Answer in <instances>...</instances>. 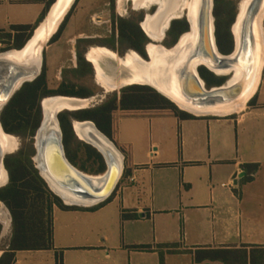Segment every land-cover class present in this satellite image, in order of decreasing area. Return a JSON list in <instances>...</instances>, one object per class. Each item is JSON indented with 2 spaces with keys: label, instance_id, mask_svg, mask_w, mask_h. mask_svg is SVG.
Masks as SVG:
<instances>
[{
  "label": "crops",
  "instance_id": "obj_1",
  "mask_svg": "<svg viewBox=\"0 0 264 264\" xmlns=\"http://www.w3.org/2000/svg\"><path fill=\"white\" fill-rule=\"evenodd\" d=\"M46 2L0 0V31L15 33L13 26L34 31ZM44 62L43 56L46 69ZM250 100L234 113L193 114L188 119L117 110L115 144L128 146L129 154L122 152L127 173H122L111 200L93 209L96 205H53L51 247L16 250L12 264H160L159 251L164 252V264H226L209 258L206 250L249 253L264 248V68ZM137 118L151 136L146 146L137 137ZM124 119L129 128L122 136L119 124ZM167 139L168 147L161 151ZM166 165L173 171L167 179L156 174L157 167ZM138 173L148 174L142 189L150 195L148 202L138 196ZM242 182L249 188L240 189ZM136 194L134 201L130 196ZM131 214L136 217H124ZM8 248L9 243L0 256Z\"/></svg>",
  "mask_w": 264,
  "mask_h": 264
},
{
  "label": "trees",
  "instance_id": "obj_2",
  "mask_svg": "<svg viewBox=\"0 0 264 264\" xmlns=\"http://www.w3.org/2000/svg\"><path fill=\"white\" fill-rule=\"evenodd\" d=\"M54 0H47L46 7L40 20L46 15ZM68 15L64 18L52 41L56 40L64 27ZM119 31L122 39L134 48L140 55L146 57L144 45L149 42L147 36L138 25L120 20ZM185 21H173L168 34L173 35L172 43H175L179 35L187 29ZM34 27L13 26L15 34H7L9 40L13 37L14 48H20L31 36ZM217 44L221 51L228 52L232 45L231 35L228 30L222 32L220 24H216ZM79 68L89 69L90 64L78 54ZM77 71V69H74ZM200 75L207 86L220 84V79L200 68ZM84 95L73 92L62 83L58 88L48 87L46 69L32 81L22 84L14 93L0 113V122L6 133L20 137L32 138L41 121V99L47 96ZM251 100L249 101V103ZM119 110L123 115H146V114H174L182 119L195 118L191 113L179 109L173 102L147 85H130L121 93L119 99L113 96L106 102L86 109L77 111H62L58 114V120L63 134V144L68 160L78 166L80 170L87 171L86 162L91 161L95 168L89 171L93 174H101L106 166L101 154L89 144L76 140L71 122L72 120H90L111 141L116 143V112ZM72 143L75 146L72 147ZM84 156H79L80 149ZM120 151L129 154L128 146H121ZM30 151L20 149L14 154H8L4 158V165L8 171V183L0 187V202L4 204L11 217V237L9 248L0 256V264H12L13 252L16 250H37L51 247V213L53 205L65 209V205L47 186L44 179L39 175L30 157ZM126 163L128 160H125ZM254 169L256 165H253ZM252 170V171H253ZM88 171V172H89ZM127 172L124 170L123 174ZM249 175V174H247ZM249 180V176H246ZM113 194L104 202L92 207H100L111 200ZM124 217H136L131 214ZM2 226L0 224V232ZM163 247V246H162ZM174 247V246H170ZM170 251V250H169ZM178 251V250H177ZM209 258L218 259L226 264H264V248L255 251L246 249H212L206 250ZM160 264H164V252L159 251Z\"/></svg>",
  "mask_w": 264,
  "mask_h": 264
},
{
  "label": "water",
  "instance_id": "obj_3",
  "mask_svg": "<svg viewBox=\"0 0 264 264\" xmlns=\"http://www.w3.org/2000/svg\"><path fill=\"white\" fill-rule=\"evenodd\" d=\"M56 1L54 0V2ZM263 5L264 0H249L241 16H239L240 13H237L232 25L233 28H231L234 38L233 50L228 54H222L218 50L215 38V25L212 14L213 0H199L193 20L187 17L189 30H192L193 27L195 29V41L188 47L186 46L184 50L181 47L178 48L180 50L173 54L169 60H164L163 63L157 64L158 77L162 76L165 81L173 79L174 85H176L181 96L186 101L198 106L227 104L241 98L254 82L257 74L259 40L256 21ZM182 35L179 36L170 49H175L178 46ZM147 38L151 40L150 37L147 36ZM148 43L144 45L146 57L138 53L143 59L147 58L145 60L150 59L147 52ZM42 64L43 49L34 53V56H28L22 61L0 55V112L2 107L24 82L32 81L40 75ZM200 65H209L213 69L226 71V74H222L226 78L224 84L207 87L197 70ZM236 74H238L236 80L229 83V80L235 77ZM162 82L165 83L164 81ZM147 86L166 97L157 88L151 85ZM57 96L75 97L67 95ZM166 98L169 99L168 97ZM42 101L43 99L40 102L41 121L34 135V156L38 159V164H34V166L38 170L39 175L44 179L48 188L62 201V196L57 194L51 185L80 201L88 203L81 204V202H77L71 205L93 206L104 202L112 195L122 176L124 155L116 147V144L96 127L94 122L90 120H72L73 132L79 140L81 138L78 137L74 128V121L81 123L90 122L94 126L97 133L88 132L92 137L89 140L81 141L95 148L103 157L106 166L102 178H97L98 176H92L81 171L66 156L63 134L58 120L60 112L80 109H63L46 115ZM48 115L53 120H50L51 118ZM47 118H49V121H47ZM9 135L12 134L6 133L0 122V174L2 170L6 174V182L3 186L9 180L8 171L4 165V158L6 155L13 153L7 151L6 136ZM0 205L4 206L1 202Z\"/></svg>",
  "mask_w": 264,
  "mask_h": 264
},
{
  "label": "rangeland",
  "instance_id": "obj_4",
  "mask_svg": "<svg viewBox=\"0 0 264 264\" xmlns=\"http://www.w3.org/2000/svg\"><path fill=\"white\" fill-rule=\"evenodd\" d=\"M240 1L241 0L213 1V17L215 20V25L219 23L220 30L222 32H225L226 30L229 31L230 25L235 15L237 14L238 4ZM68 13V19L60 32V41L52 45V47H50L51 42H47L44 45L43 55L45 58L44 64L46 67V79L48 87L55 89L63 83L65 87L73 90V92L86 94L88 96L87 98L92 99V101H90L91 103L89 102L88 104V108L98 106L106 102L113 96H116L117 99H119L122 91L126 89V87L121 86L117 87L114 91L105 92V90L95 82L94 68L90 62L87 61L90 64L89 69L79 68L78 71L74 70V68L77 66V57L78 54L82 57H86L88 49L94 46L107 47L115 52L117 51L116 53L119 56H123L129 50H134V48H132L126 40L121 38L118 25L120 20H124L126 22L136 24L140 28V21H142V18L145 15L146 11L134 10L130 2H125L120 8H118L117 0H75L69 11L67 12V15ZM177 20L186 22L185 15H182V17L178 18ZM62 22L60 23V25L62 24ZM262 26L264 29V18ZM7 34H11V36H13L15 33H11L10 29L0 31V51L14 49L15 42L13 40V37L9 40ZM173 39V35H167L161 42H159V44L166 48H169ZM149 42H151V40H149ZM110 64L116 67L120 74H125L123 69H121L119 65H117V63L110 62ZM141 120L143 119H134V122H136L135 127L138 128V133H136L138 134L137 137L141 144L146 146L149 143L151 136L149 135L148 130H142L145 129V126H142ZM127 122L128 121L124 119L119 124L122 136L125 135L126 131L129 128ZM248 122L245 124L246 126L248 125ZM230 133L232 137L233 148L235 151L236 130L235 125L233 124ZM13 136L16 137L17 147L12 154L16 153L22 148L26 149L27 151H30V157L33 164H35L33 160V157L35 155L34 136H32V138H23L17 135ZM238 136L240 138L241 133ZM75 139L79 140L77 137ZM167 141L168 139L162 143L160 149L161 151L165 149V146L166 148L168 147V145H165L169 143ZM73 146H75L74 143H72V147ZM116 147L119 149L117 145ZM83 154L84 152L81 148L79 151V156L83 158ZM86 166L88 170L81 171L87 174H93L89 170L95 168V165L92 164L91 161H88L86 162ZM77 168L80 169L78 166ZM156 174H159L163 178L167 179L168 176L173 175V171H171L170 167L166 165L164 167H157ZM147 177V173H138V183L141 187V190L144 187L146 188L144 182ZM238 187L244 190L249 188L246 182H242V184H240V186ZM125 195L128 196L127 193ZM138 196L140 197V199L148 202V197L150 195L146 190L145 192H143L142 190L138 194ZM136 197L137 194L135 196H130V198L134 201H136ZM159 218L172 220V217H169L167 215H161L159 216ZM8 223V234L2 235V237L0 238V251H2L8 245L11 237L10 222Z\"/></svg>",
  "mask_w": 264,
  "mask_h": 264
},
{
  "label": "bare ground",
  "instance_id": "obj_5",
  "mask_svg": "<svg viewBox=\"0 0 264 264\" xmlns=\"http://www.w3.org/2000/svg\"><path fill=\"white\" fill-rule=\"evenodd\" d=\"M152 1V0H148ZM199 0H190V3L188 4V0H163V3H161L160 13L162 14V17L160 15L159 19L160 21H163L165 17H177L179 18L182 13L185 12L186 7L188 6L187 11V17L190 20H193L194 14L196 11V7L198 5ZM249 0H241L238 4V13L239 16H241L247 2ZM74 0H57L52 4L50 11L48 14H46L45 18L38 24V26L35 28L33 35L29 40L26 42V44L18 51H7L4 53H1V56H7L10 58H13L18 61H22L26 59L28 56H34V53L37 51H40L44 48L45 43L49 40L51 35L57 30L58 26L60 25L61 21L63 20L64 16L69 11L70 7L72 6ZM176 4V5H175ZM175 5V8L173 6ZM169 9H172L173 14H167V11ZM157 14V15H158ZM173 15V16H172ZM159 16V15H158ZM156 18H158L156 16ZM264 18V5L261 9V11L258 14L257 21H256V29H257V35L259 40V56H258V65H257V74L255 77L254 82L251 84V86L244 92L243 96L239 98L238 100L227 103V104H217L213 106H198L193 103H190L186 101L181 94L179 93V90L177 89L176 85H174V80H164L161 77H158V69L156 68L157 64L163 63V61H167L173 56V54H176L177 51L183 48V50L191 45L196 38V33L194 27L192 30H189L185 32L178 43V46L175 49H165L162 46H151L148 47V54L150 56V59L144 60L138 56H128L124 61H117L110 59H103L102 68L108 73V75L112 78L119 79L118 83L113 86V89L117 87H124V86H130L134 84L139 85H151L155 88H157L162 94H164L166 97H168L179 109L184 110L186 112H189L191 114L195 115H202V114H214V115H224V114H230L237 112L245 107V105L248 103V101L255 95L258 86L260 84V78L261 74L264 68V29L262 26ZM152 18L149 17L147 19V24L145 25L146 29H150L154 22H151ZM167 25V21H165V26ZM151 26V27H150ZM233 28V27H232ZM165 35V32H164ZM110 62L117 63L121 69L125 72V74H120L118 69L110 64ZM100 64V65H101ZM159 66V65H158ZM210 70H212L216 74H226V71H219L217 69L211 68L209 65H205ZM238 74L235 75L232 79L229 80V83L236 80ZM161 78V79H159ZM164 81L165 83H163ZM92 101L91 98H76V97H66V96H47L43 98L42 104L45 110L46 115L52 114L54 111H59L63 109H85L88 108L89 102ZM91 103V102H90ZM50 120H53V118L48 115ZM47 116V117H48ZM47 118V121H49ZM45 121V122H47ZM74 128L78 134V137L81 138V140H89L92 136L88 132H95L94 126L90 122L81 123L79 121H74ZM100 136V135H98ZM7 140V151L8 152H14L17 147V142L15 139V136L9 135L6 136ZM120 157H122L121 154H119ZM34 163L38 164V159L36 156L33 157ZM90 174V173H89ZM101 174H90L92 176H98L97 178H102ZM6 182V174L2 170L0 174V186H3ZM53 190L62 196L63 201L67 205H71L77 202H81V204H88L84 201H80L79 199L74 198L73 196L69 195L66 192H63L56 188L55 186L51 185ZM60 199V198H59ZM62 201V200H61ZM3 205H0V219L4 223L1 237L2 235L8 234L9 232V223L10 222V216L5 209ZM9 219H8V216ZM11 227V223H10Z\"/></svg>",
  "mask_w": 264,
  "mask_h": 264
},
{
  "label": "flooded vegetation",
  "instance_id": "obj_6",
  "mask_svg": "<svg viewBox=\"0 0 264 264\" xmlns=\"http://www.w3.org/2000/svg\"><path fill=\"white\" fill-rule=\"evenodd\" d=\"M214 1V0H213ZM125 2H130L131 5H132V8L134 10H141V11H146L145 15L143 16L142 18V21H140V28L141 30L143 31V33L145 35H147L148 37H150L151 39V42L148 43L147 45V50H148V47H151V46H162L161 44H159V42H161L163 40V38L165 36H170L168 34V31H169V28H170V25L173 21H176L178 18L177 17H170V18H167L165 17V19L163 21H160L159 17L161 15L162 17V14H158L160 13V8H161V3H163V0H152V1H148V0H117V6L118 8H120ZM190 3V0H188V4ZM176 5V4H175ZM175 5L173 6V8H175ZM156 11V12H155ZM187 11H188V6L186 7L185 9V14L182 13V15H185V19H186V22H187V29L182 32L180 35L184 34L185 32L189 31V24H188V21H187ZM172 9H169L167 11V14H173L172 13ZM237 13H238V9H237ZM159 16H158V15ZM212 14H213V8H212ZM182 15L180 17H182ZM237 15V14H236ZM236 15L230 25V28H229V33L231 35V40H232V45H231V48L228 52H223L219 49L218 47V44H217V37H216V25H215V20H214V25H215V38H216V44H217V47H218V50L220 51V53L222 54H228L230 53L232 50H233V47H234V38L232 36V33H231V28H232V25L235 21V18H236ZM156 16L158 18H156ZM173 16V15H172ZM151 17L152 18V21L151 22H154L152 27L150 29H146L145 28V25L147 24V19ZM179 17V18H180ZM165 21H167V25L165 26ZM60 26H58L57 30L51 35V37L49 38V40L47 42H51L53 36L57 33L58 29H59ZM164 32H165V35H164ZM32 35V34H31ZM179 35V36H180ZM30 38V37H29ZM28 38V39H29ZM179 38V37H178ZM27 39V40H28ZM26 40V41H27ZM177 41V40H176ZM46 42V43H47ZM155 42V43H154ZM45 43V44H46ZM25 44V43H24ZM23 44V45H24ZM174 43H171L170 47L173 45ZM23 47V46H22ZM22 47L20 48H14V49H7V50H3V51H0V54L1 53H4V52H7V51H18L20 50ZM164 47V46H162ZM169 47V48H170ZM165 49H169V48H166L164 47ZM43 51H44V48H43ZM117 52V51H116ZM115 51L107 48V47H104V46H94V47H90L86 53V57L84 56L83 58L90 62L92 65H93V68H94V74H95V82L105 90V92H110V91H114L115 89H113V86L115 84L118 83L119 79L117 78H112L108 75V73L104 70V68H102V64L103 63V59H107L110 61V59H113V60H117V61H124L128 56L132 55V56H138L140 58H142L138 52L134 49V50H129L127 51L123 56H119ZM44 56V55H43ZM143 59V58H142ZM145 60V59H144ZM101 64V65H100ZM44 66L42 64V69H41V72L43 70ZM200 68H204L205 70H207L208 72L212 73L213 75H216L218 76V78L220 79V84L219 85H214V86H220L222 84H224V82L226 81V78L221 74H216L214 73L212 70H210V68H208L207 66L205 65H200L197 70H198V73L200 75ZM75 69H77V71L79 70V64H78V59H77V66L75 67ZM41 74V73H40ZM200 77L202 78V76L200 75ZM203 79V78H202ZM204 80V79H203ZM205 81V80H204ZM25 83V82H24ZM206 83V82H205ZM134 85H139V84H134ZM22 86V85H21ZM207 86V84H206ZM124 87H127V86H124ZM207 87H213V86H207ZM80 94H83V93H80ZM80 98H87L88 96L86 94L84 95H78ZM45 98V97H44ZM11 99V98H10ZM9 99V100H10ZM43 99V98H42ZM41 99V100H42ZM8 103V102H7ZM6 103V104H7ZM5 104V105H6ZM4 105V106H5ZM3 106V107H4ZM2 107V109H3ZM1 109V111H2ZM1 113V112H0ZM16 139V137H15ZM5 207V206H4ZM6 209V208H5ZM9 214V213H8ZM10 216V214H9ZM10 223H11V217H10ZM0 224L3 228V225L4 223L2 222V220L0 219Z\"/></svg>",
  "mask_w": 264,
  "mask_h": 264
},
{
  "label": "built area",
  "instance_id": "obj_7",
  "mask_svg": "<svg viewBox=\"0 0 264 264\" xmlns=\"http://www.w3.org/2000/svg\"><path fill=\"white\" fill-rule=\"evenodd\" d=\"M230 184H232V183H230Z\"/></svg>",
  "mask_w": 264,
  "mask_h": 264
}]
</instances>
